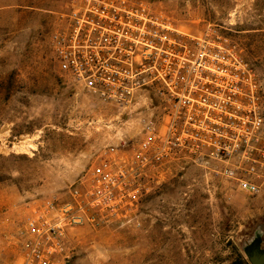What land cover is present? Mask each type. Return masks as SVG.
Masks as SVG:
<instances>
[{
	"label": "rangeland",
	"instance_id": "374dc122",
	"mask_svg": "<svg viewBox=\"0 0 264 264\" xmlns=\"http://www.w3.org/2000/svg\"><path fill=\"white\" fill-rule=\"evenodd\" d=\"M144 1L188 33L219 27L264 87V0ZM70 2L0 0V250L9 257L15 238L5 231L15 233L32 202L65 197L105 150L133 155L143 136L145 109L107 101L60 71L51 36ZM139 200L129 223L73 229L66 264H251L245 246L258 236L264 247V178L250 195L185 159L144 176Z\"/></svg>",
	"mask_w": 264,
	"mask_h": 264
},
{
	"label": "built area",
	"instance_id": "2783aa9c",
	"mask_svg": "<svg viewBox=\"0 0 264 264\" xmlns=\"http://www.w3.org/2000/svg\"><path fill=\"white\" fill-rule=\"evenodd\" d=\"M59 20L51 44L62 74L121 107L145 109L143 136L133 155L105 150L65 197L32 202L15 233L5 231L16 248L12 257L0 250V264H66L73 229L133 221L144 176L174 162L190 159L260 193L264 87L230 35L211 24L188 33L144 0H71Z\"/></svg>",
	"mask_w": 264,
	"mask_h": 264
},
{
	"label": "water",
	"instance_id": "95a60500",
	"mask_svg": "<svg viewBox=\"0 0 264 264\" xmlns=\"http://www.w3.org/2000/svg\"><path fill=\"white\" fill-rule=\"evenodd\" d=\"M244 250L251 264H264V247L260 237H255Z\"/></svg>",
	"mask_w": 264,
	"mask_h": 264
},
{
	"label": "bare ground",
	"instance_id": "6f19581e",
	"mask_svg": "<svg viewBox=\"0 0 264 264\" xmlns=\"http://www.w3.org/2000/svg\"><path fill=\"white\" fill-rule=\"evenodd\" d=\"M27 142H22L21 144H19L21 149H25V150H29L31 146L26 145Z\"/></svg>",
	"mask_w": 264,
	"mask_h": 264
},
{
	"label": "trees",
	"instance_id": "16d2710c",
	"mask_svg": "<svg viewBox=\"0 0 264 264\" xmlns=\"http://www.w3.org/2000/svg\"><path fill=\"white\" fill-rule=\"evenodd\" d=\"M241 262L244 263L245 261L242 260ZM244 264H245V263H244Z\"/></svg>",
	"mask_w": 264,
	"mask_h": 264
}]
</instances>
